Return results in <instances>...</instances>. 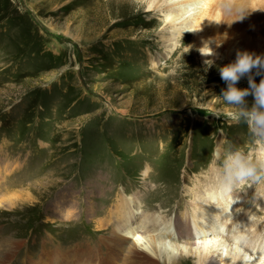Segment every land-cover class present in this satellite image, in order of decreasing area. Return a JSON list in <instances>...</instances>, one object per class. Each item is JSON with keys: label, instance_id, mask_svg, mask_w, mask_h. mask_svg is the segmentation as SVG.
<instances>
[{"label": "rangeland", "instance_id": "rangeland-1", "mask_svg": "<svg viewBox=\"0 0 264 264\" xmlns=\"http://www.w3.org/2000/svg\"><path fill=\"white\" fill-rule=\"evenodd\" d=\"M151 1L0 0V251L12 236L22 240L12 264H42L44 256L84 264L74 252L105 242L97 221L119 193L140 194L149 212L180 214L218 169V145L264 151L218 97L226 87L218 68L237 53L226 56L215 39L200 49L192 25L171 38L165 3L154 0L158 9L148 10ZM253 2L264 6L245 0L247 12ZM246 19L260 32L252 12ZM254 39L260 45L250 50L264 54V36ZM208 44L214 53L205 55ZM207 59L214 64L205 71ZM237 86L248 87L247 76ZM96 176L101 184L87 198ZM260 184L232 189V220L244 209L246 220L238 221L264 223V209L245 207H263L264 193L255 199ZM62 196L76 207L70 219L56 207ZM127 236L147 249L142 237ZM194 246L191 262H181L197 264ZM97 252L115 264L123 256L102 245Z\"/></svg>", "mask_w": 264, "mask_h": 264}, {"label": "bare ground", "instance_id": "bare-ground-1", "mask_svg": "<svg viewBox=\"0 0 264 264\" xmlns=\"http://www.w3.org/2000/svg\"><path fill=\"white\" fill-rule=\"evenodd\" d=\"M244 1L163 0L165 4L160 9L164 15L163 23L168 28L171 38L183 34L184 30L192 25L195 30L199 31H197V36L200 45L215 39V45H224V48L219 49L225 50L226 56H231L237 51L253 52L248 45H260L259 39L254 38L264 36V6L253 2L247 12V5ZM148 4V10L158 9L154 5V0ZM197 5L201 6L200 10H196ZM193 10L195 12H192ZM250 12L255 18V29L260 32L250 31L246 19ZM242 13L247 15L243 19L236 20ZM213 56L215 57V54ZM8 167L10 166L7 163L4 168L8 169ZM211 169L213 171L209 173L210 183L201 187L199 192L194 194V187L187 186L193 193L195 202L192 207L186 206L182 209L181 215L176 213L170 216L156 211L149 212L148 208L143 207L140 194L119 193L114 204L103 211L104 216L98 219L99 224L97 221V228L105 229L106 234H109L107 238L104 234L100 237L106 243L101 242L96 245L91 243L93 245L84 246L82 255L79 252H74V254L78 253L82 256L84 264H115L113 256L97 255L102 245L116 255L123 254L121 259L118 257L120 260L117 264H184L181 262L182 259L191 262L187 258L188 245H195L197 264H262L264 262V223L238 221L237 219L246 220V214L249 212H244V209L238 216L235 215V220H232L233 210L226 206L230 204L227 198L235 196L234 191L231 190L228 193L220 191L217 184V169ZM100 182L99 176L92 177L87 182V185L89 186L90 183L91 187L89 194H86L87 198L91 197L95 188H99ZM254 190L256 191L255 199L260 198L264 193V184L258 185ZM63 196L66 197L65 194ZM63 196L57 200L56 207L66 218L70 219L74 217L76 207L71 199L65 201ZM254 202H259V200ZM258 204L263 207L260 208L253 202L246 204L245 207L249 206L248 208L261 214L264 203ZM242 223L246 226H240ZM131 233L145 239L147 249H141L137 246V242H134V238L130 239L127 236ZM177 240L183 242L178 243ZM20 241L22 240L14 236L9 238L5 248L0 251V264H12L11 257L21 246ZM42 264H55V261L49 256H44Z\"/></svg>", "mask_w": 264, "mask_h": 264}, {"label": "clouds", "instance_id": "clouds-1", "mask_svg": "<svg viewBox=\"0 0 264 264\" xmlns=\"http://www.w3.org/2000/svg\"><path fill=\"white\" fill-rule=\"evenodd\" d=\"M245 15L247 14H240L236 20L243 19ZM205 45L206 43L200 49ZM208 47L210 51L201 52L205 55L213 54L214 50L209 44ZM204 63L207 71L214 61L207 59ZM218 71L226 83L218 97L233 109L228 115L234 117L237 122L245 123L250 136L256 142L264 144V54L247 50L237 51L235 60L220 66ZM244 76H247L248 87H238V81ZM256 76L260 77L259 82L255 79ZM249 94L254 97L251 104L246 100ZM213 157L218 162V188L224 193L246 181H264V151L251 154L242 148H224L218 145Z\"/></svg>", "mask_w": 264, "mask_h": 264}]
</instances>
